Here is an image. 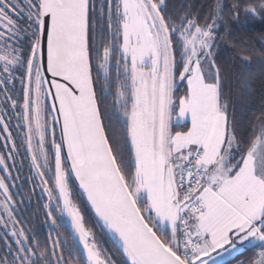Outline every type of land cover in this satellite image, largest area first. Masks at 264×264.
I'll return each instance as SVG.
<instances>
[{
	"label": "snow or ice",
	"instance_id": "6c2138e0",
	"mask_svg": "<svg viewBox=\"0 0 264 264\" xmlns=\"http://www.w3.org/2000/svg\"><path fill=\"white\" fill-rule=\"evenodd\" d=\"M242 14L264 0H0V264H264V52L234 99L218 51Z\"/></svg>",
	"mask_w": 264,
	"mask_h": 264
},
{
	"label": "trees",
	"instance_id": "16d2710c",
	"mask_svg": "<svg viewBox=\"0 0 264 264\" xmlns=\"http://www.w3.org/2000/svg\"><path fill=\"white\" fill-rule=\"evenodd\" d=\"M225 4H231L232 0H224ZM169 7L174 10H179L181 6L185 8L191 7V9L200 14L206 15L208 7L212 0H168ZM231 31L225 33L221 31V35L225 37L223 42H219V60L226 67H229L233 71V78L230 81L231 89L233 92V98L235 99V93L238 90V82L235 79V72L240 67V61L237 57L236 48H250L256 53L264 52V40L261 39L264 36V20L256 19L251 16H241L239 24L231 23ZM233 45L234 47H230ZM250 70L256 74V80L252 87L255 92L254 97L249 102V106L244 109V115L242 117L244 125H247L253 117V114H258V110L261 104V93L264 92V64H261L258 59H253L252 64L249 66ZM237 116L241 118V105L237 104ZM64 234L70 237L69 231L64 229ZM229 264H235L232 260Z\"/></svg>",
	"mask_w": 264,
	"mask_h": 264
},
{
	"label": "rangeland",
	"instance_id": "374dc122",
	"mask_svg": "<svg viewBox=\"0 0 264 264\" xmlns=\"http://www.w3.org/2000/svg\"><path fill=\"white\" fill-rule=\"evenodd\" d=\"M25 175H27V169H25ZM40 201H41V197L39 195H35L33 197V203L31 205L30 215H33V223L35 225V231L37 233V236L40 239H45L47 236V226L45 224L43 209L42 207H40ZM61 232L63 233V235L66 236V234H64L63 228H61Z\"/></svg>",
	"mask_w": 264,
	"mask_h": 264
},
{
	"label": "water",
	"instance_id": "95a60500",
	"mask_svg": "<svg viewBox=\"0 0 264 264\" xmlns=\"http://www.w3.org/2000/svg\"><path fill=\"white\" fill-rule=\"evenodd\" d=\"M70 233V232H69Z\"/></svg>",
	"mask_w": 264,
	"mask_h": 264
}]
</instances>
